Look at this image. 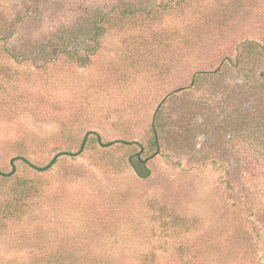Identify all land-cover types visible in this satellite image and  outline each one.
<instances>
[{
	"label": "rangeland",
	"instance_id": "1",
	"mask_svg": "<svg viewBox=\"0 0 264 264\" xmlns=\"http://www.w3.org/2000/svg\"><path fill=\"white\" fill-rule=\"evenodd\" d=\"M254 44L264 0H0V204L42 192L7 222L0 264H264Z\"/></svg>",
	"mask_w": 264,
	"mask_h": 264
},
{
	"label": "trees",
	"instance_id": "2",
	"mask_svg": "<svg viewBox=\"0 0 264 264\" xmlns=\"http://www.w3.org/2000/svg\"><path fill=\"white\" fill-rule=\"evenodd\" d=\"M97 14L101 15V17L93 20V22L90 24L91 29L90 30H88V28L83 29V32L85 34H88L90 41L92 39L91 38L92 34H89V31L94 32L92 37H95V38L99 36V34H102L105 31L104 26L101 23H103L104 20L107 19L108 16L106 12L97 13ZM94 48L95 46L91 48L92 53L96 51V48L95 49ZM257 48L258 46H255L254 44V55L256 54L259 56L264 55V51L258 52ZM57 50H60V48H55L54 50H52V53H57ZM86 51L88 50L86 49ZM261 76L263 77V80H264V72L261 74ZM263 111L264 109L262 108L259 109L258 115H255V118H254V144H256L255 145L256 147H259L264 144L261 140L264 137V120H263L264 112ZM160 119H161V116H159L158 114L155 117V120L152 124V131H153L154 137H157L159 135ZM153 143L154 145L156 144V138H154ZM127 144L134 145L136 144V142H132V143L130 142ZM83 146H84V143L82 145V148ZM140 155H141V152L137 156H133L134 158H131L129 163L132 166L135 173L139 175V177L147 178L149 171L147 170L146 164L149 161V159L142 161L140 159ZM55 163H56V158L52 160L49 167H52ZM49 167L41 168L39 169V171L43 172L47 170ZM13 169L9 175H13L15 173V171L13 172ZM17 187H18L17 189H12L9 192L8 197L4 200V203L0 204V222L2 223V221H5L6 223V224L0 225V235L1 236H5L10 230V227L6 226L7 222H13V224L20 222L23 219V217L27 215V211L24 210V208L27 207L26 206L27 203H29L30 201L34 199H39L42 196V192L39 188H33L31 186L25 185L24 183ZM255 228L257 229L256 226ZM255 228H254V232H255ZM112 263L116 264L117 262H112L110 260H79L77 258L70 259L66 257H53V258L49 257L48 259L40 262L39 264H112ZM192 263L193 262L191 261H184V262L180 261V264H192ZM9 264H12V263H9ZM139 264H160V262H158L154 258H150V259L148 258V259L141 261Z\"/></svg>",
	"mask_w": 264,
	"mask_h": 264
},
{
	"label": "water",
	"instance_id": "3",
	"mask_svg": "<svg viewBox=\"0 0 264 264\" xmlns=\"http://www.w3.org/2000/svg\"><path fill=\"white\" fill-rule=\"evenodd\" d=\"M15 170L13 169V172H14Z\"/></svg>",
	"mask_w": 264,
	"mask_h": 264
}]
</instances>
